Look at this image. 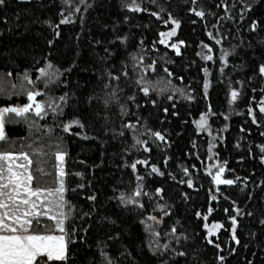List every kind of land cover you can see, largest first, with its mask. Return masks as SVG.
<instances>
[{
    "label": "trees",
    "instance_id": "16d2710c",
    "mask_svg": "<svg viewBox=\"0 0 264 264\" xmlns=\"http://www.w3.org/2000/svg\"><path fill=\"white\" fill-rule=\"evenodd\" d=\"M133 2L141 10L125 6ZM225 2L227 15L221 0H85L65 23L61 0L0 5V105L27 102L26 70L31 81L47 63L59 73L43 96L52 99L56 111L6 120L8 139L0 141V150L30 154L33 186L49 189L58 187L56 153H64L69 242L63 264H107L101 251L112 264H264V113L257 107L264 97V75L258 71L264 63V0ZM192 7L203 8L204 17L189 11ZM169 14L180 21L175 39L184 43L179 52L160 42L159 33L172 25L171 20L162 23ZM46 21L58 25L59 35ZM202 45L215 54L220 46L229 49L232 78L244 84L240 111L228 119L227 85L218 61L205 90L208 63L200 55ZM141 64L152 67L142 71ZM141 76L150 87L147 94ZM208 109L214 131L227 124L216 155L224 168L221 179L233 184L214 181L219 168L205 171L209 138L194 120ZM74 120L79 123L63 127ZM128 121L135 125V138L125 127ZM156 131L166 139L152 135ZM136 139L146 141L150 151ZM138 185L143 207L121 203V193L133 196ZM230 216L236 217L238 243ZM207 221L221 222L216 235L207 234ZM54 224L46 217L34 229L60 233Z\"/></svg>",
    "mask_w": 264,
    "mask_h": 264
},
{
    "label": "snow or ice",
    "instance_id": "6c2138e0",
    "mask_svg": "<svg viewBox=\"0 0 264 264\" xmlns=\"http://www.w3.org/2000/svg\"><path fill=\"white\" fill-rule=\"evenodd\" d=\"M192 2L195 4L196 0H192ZM4 3L5 0H0V5H3ZM221 4L224 8L225 15H227L229 11L228 4L225 2V0H221ZM125 6L128 8L135 7L136 10H141L139 4H135V2L132 4H126ZM245 7H251V5L247 4ZM189 11L195 13L199 17H204L205 15V10L203 8L192 7L189 9ZM241 11H243V9H241ZM61 12H63V9H61ZM71 15L72 14L69 13L68 16H63L61 23L68 22L69 16ZM155 15L159 17L160 13L156 12ZM243 18V16L240 17L241 20ZM169 20H171L173 25H179L180 23V21L174 19L171 14H169L168 20H162V23L167 24ZM46 23L51 24L50 21H46ZM256 23V21H252L250 27L255 29ZM51 26L57 29L56 35H59L58 25L51 24ZM175 32L176 27H172L167 32H160V42L163 44H168L169 47L174 48L177 52H179L177 43L183 44L184 41L181 40L172 44L168 43V38L172 37ZM208 35L211 36L217 44L220 43V40L217 39L216 36L212 34V32H208ZM119 39L124 40L126 38L120 37ZM49 43H52V41H49ZM205 47L209 48L210 51L209 45H205ZM204 58L211 59L212 57L210 54H205ZM222 59L224 58L222 57ZM142 60V56L137 58V64H139ZM226 62L227 61L225 60V63ZM151 67L152 65L148 66V68ZM148 68H145L141 64L142 71H147ZM258 71L261 75H264V63L259 65ZM39 72L46 76V82H48L47 78H51L53 76L51 73H46L44 68H40ZM124 74L127 75V72L125 71ZM109 75L114 76L113 73H109ZM114 78L118 79V77ZM24 79L31 83V80L27 75V70L25 71ZM139 82L140 84L144 85L141 90L145 94L149 93L150 87L148 82L143 79V76L139 78ZM205 87H207V81H205ZM2 91L3 89H0V92ZM41 91V89H37L36 91H26L28 102L24 103L23 105H0V141H6L8 139L5 130L6 120L15 121L18 118H23L29 111L34 112L37 116L45 115L46 113L44 109L46 106L53 112L56 111V109L52 107L51 103L46 105L44 101L35 99V97ZM237 93L238 89L233 88L231 90V96L233 99L236 98ZM63 99L64 97H60V100ZM169 99H171V97H169ZM188 99H192V97L189 96ZM261 100H264V97H261ZM152 103H155V101H152ZM121 107L123 109V106ZM165 111H167V109H165ZM259 111L264 113V103L259 105ZM249 115L252 116L253 121H255L256 117L253 115L251 110L249 111ZM72 123H79V121H70L69 123L64 124L63 127L67 130L70 128V124ZM196 123L201 126L206 125V114L201 113L200 119L196 121ZM125 127L133 130L135 138V125L133 122L128 121ZM225 127H227V125H225ZM147 131L151 132L150 129ZM152 135L159 138L160 140L166 139L159 131L152 133ZM136 143L143 145L146 151H150L146 141L136 139ZM211 147L212 145L210 144L209 149H211ZM260 147L261 149H264V145H261ZM56 156L58 160H62L64 153L57 152ZM19 159H23L27 162V164L18 163L17 161ZM260 159L264 160V155H262ZM138 162L146 165L149 163L148 160H141ZM30 163L31 160L29 155L24 151L14 152L0 150V264H58V262L59 264H63V262L67 261L68 259L67 252L69 242L67 239L68 234L64 227L66 216L63 212V209L65 204L68 203L64 197V193L66 191L63 180L64 173L63 171H60L59 184L55 190L49 188L33 187L31 184L33 176L28 169V164ZM136 163L137 162H133L131 165L134 170L136 168ZM217 166L219 167V163ZM150 167L154 171H159L155 164L150 165ZM210 168L211 166L205 168V171L210 173ZM184 171L187 172L188 170L184 169ZM223 171L224 168L219 167V170L215 172L213 177L214 181L217 184H233V180L221 179V173H223ZM161 175H163V173H161ZM139 179L141 178L137 177V180ZM181 183H184V181H181ZM187 183L191 185L192 181L188 180ZM81 187H83V185H81ZM161 191V188H156L155 190L156 193H160ZM140 195V186L138 185L133 196L126 197L123 193H121L120 200L123 204L132 202L139 205L140 207H143V204L138 199ZM216 198L217 197H213V199ZM89 199H94V196L89 197ZM158 207L162 208L163 205H158ZM54 208L60 209V214H52L50 216V213ZM211 211L212 208L209 207L208 213ZM236 211L240 212V209L236 208ZM201 215L207 219V213L202 214L199 211L196 212V216ZM49 216L50 219L55 222L54 229L59 230L60 234H55L54 231L37 232L31 230L34 220L36 223H39L40 218ZM149 218L156 220V217L154 216H150ZM229 220L232 221V238L238 243L239 241L235 235L236 217L230 216ZM261 223H264V220H262ZM220 226L221 225L219 222H213L211 228H209L207 224L204 225L205 228H208L209 234H211V232ZM172 230L175 231L174 228ZM209 242L211 243L212 241L209 240ZM149 247L152 246L149 245ZM217 247H219V245H217ZM101 255L104 257V260L107 261V264H112L108 253L101 251ZM219 259L223 260L224 257L220 256Z\"/></svg>",
    "mask_w": 264,
    "mask_h": 264
},
{
    "label": "rangeland",
    "instance_id": "374dc122",
    "mask_svg": "<svg viewBox=\"0 0 264 264\" xmlns=\"http://www.w3.org/2000/svg\"><path fill=\"white\" fill-rule=\"evenodd\" d=\"M61 1L63 3L64 13L66 14V16H68L69 13H71L72 15L69 16V19H71V18L74 19L75 18V14L79 11V9L81 8V6H82V4L84 3L85 0H61ZM172 27H176V32H175V34L172 37L168 38V43L169 44L178 42L175 39V36H176V33H177V29H178V25H173L172 24L171 27L166 29V30H164V32H167ZM164 45L168 46V44H164ZM177 47L179 48V43H177ZM230 53L231 52H230L229 49H226V48L221 47V46L219 47V51H218L217 54H215L213 48H211V47H210V51H209V48L205 47V45H202L201 48H200L201 57L208 63V67H207V69L205 71V73H206L205 81H207V87H205L206 91H208V89H209V87L211 85L210 76H211V73H212L214 65L218 61V67H219L220 76H221V78L223 79V81L227 85L228 109H227V112H225V117L227 119L230 117V115L238 113L240 111L239 110V106H238V102L242 98V95H243V92H244V84H243V82L240 81V80H233L232 71L228 68V66H229L228 57H229ZM205 54H210L212 58L211 59H205L204 58ZM222 57L224 59H222ZM225 60L227 61L226 63H225ZM42 68L45 69L46 73H51V74H53V76L51 78H47L48 82H46V76L39 72L37 79L35 81H31V83L28 82L23 87L22 92L26 96V91H28V90L36 91L37 89H41L42 91L38 93V95L35 97V99L44 101L45 104L47 105L48 103H51L50 101H52V99L48 95H47V97H43V96L46 93H48V91L51 89L52 85L55 84L56 80L58 79L59 73H58L57 69L51 63H47ZM233 88L238 89V93H237V96H236L235 99H233L232 96H231V90ZM19 92H21V91H19ZM27 102H28V99H27ZM261 103H264V100H260L259 101V103L257 104L258 109H259V105ZM47 108L48 107L46 106L45 109H44L45 113H47V111H48ZM250 110L252 111V113L254 115L253 107H250L249 111ZM203 113L206 114L207 124L201 126V125H198L196 123V121H198L200 119V116L197 119L194 120V124H195V126H196V128H197V130L199 132H204L205 134H207V136L209 138V145L210 144L212 145L211 149H209V145H208L207 168L209 166H211L210 173H214L220 167V162H219V159H218V157L216 155V146L218 144V141L220 139H222L223 133H224L226 127L224 126L223 127V131H221V132L214 131L213 128H212V125H211V116H212L211 110L208 109L207 111H205ZM27 114L35 115L37 117V115L34 112H32V111H29L28 113H26V115ZM27 117H30V116H27ZM39 117H41V116H39ZM74 125H75V123L70 124V128L72 126H74ZM28 155H29V158L31 160V163L28 164V169L30 171V168H32V158L30 157V154H28ZM17 162L18 163L27 164V162L24 161L23 159H19ZM218 163H219V167L217 166ZM57 165H58V170H59V174H60V171L63 170L64 165H65L64 156H63L62 160H58L57 159ZM61 165H62V167H61ZM31 184H32V182H31ZM32 186H33V184H32ZM56 188H54L53 190H55ZM60 211H61L60 209L54 208L52 210V212L50 213V216L52 214L59 215ZM63 212H64V209H63ZM50 216L48 218H50ZM42 218L45 219L46 217H42ZM42 218H40V220H43ZM213 222H218V221H213ZM213 222L207 221L206 224L209 226V228H211ZM34 224H36V225L33 226V224H32L31 230L39 232V230L34 229V228H39V226L37 225L36 221L34 222ZM219 224L222 226L221 222H219ZM221 226L219 228L215 229L213 232H211V234H209V230H208V228H206L207 234L210 235V236L216 235L219 232ZM43 227L45 228V230H47L46 226L43 225ZM55 234H60V233H55Z\"/></svg>",
    "mask_w": 264,
    "mask_h": 264
}]
</instances>
